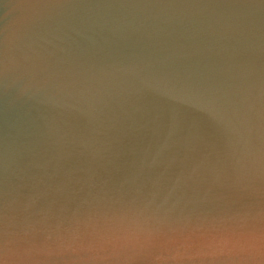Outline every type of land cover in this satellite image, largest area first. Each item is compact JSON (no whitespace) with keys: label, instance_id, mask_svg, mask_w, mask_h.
<instances>
[{"label":"water","instance_id":"1","mask_svg":"<svg viewBox=\"0 0 264 264\" xmlns=\"http://www.w3.org/2000/svg\"><path fill=\"white\" fill-rule=\"evenodd\" d=\"M0 264H264V0H0Z\"/></svg>","mask_w":264,"mask_h":264}]
</instances>
